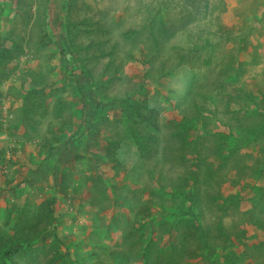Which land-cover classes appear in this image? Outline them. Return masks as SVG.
<instances>
[{
    "label": "rangeland",
    "instance_id": "rangeland-1",
    "mask_svg": "<svg viewBox=\"0 0 264 264\" xmlns=\"http://www.w3.org/2000/svg\"><path fill=\"white\" fill-rule=\"evenodd\" d=\"M156 2L157 0H74L70 4V0H0V26L3 33L4 31L11 32L13 27L23 26L25 18L24 16H19V13L29 8L32 16L26 22L31 20V24L28 25V29L24 30L29 34V37L37 36L39 29L35 30L34 28L40 8L48 7L46 20H48L50 37H53V34L56 33L57 38L55 41H58V38H64L66 32L63 22H70L74 44L73 54L65 56L56 42L50 43L47 49L41 51V54H46L42 58H48L47 55L50 54V59L47 63H40L39 60L33 58L30 55L34 54L33 48L30 49L27 46L26 56L24 60L22 59L19 67L16 68L17 74L15 72L12 78L0 85V105L2 103L1 100L7 101L5 99L7 87L4 84L9 87H16L17 85L14 86V84H16L15 81L19 80L17 76L21 75L20 69L23 66L27 65V67L33 68V71L28 72L27 69L24 71L28 81L26 87L29 89L30 81H32L34 75L41 74L51 85V81L63 79L65 76L75 73L70 70L71 65H75L74 59L88 58L89 66L94 67L96 73L104 71L102 80L111 79V81L108 89L104 86V90L101 92L103 95L99 97L100 100L105 101V105L100 106L90 103L85 110H82L80 102L77 101L75 103L76 126L83 121L81 116L85 115L86 112L96 118L108 115L110 120L120 119V116L114 114V111L122 110L121 107L129 104L130 101H144L147 103L148 105L144 104L145 113L150 115L151 121L154 123L156 121L160 131V135H158L159 152L155 157L160 159L159 162L161 161L160 165L163 168V172H166L170 176L169 180L173 182L180 180L183 183L187 178L191 180L190 183L193 185V189L198 190L196 200L198 204L193 206V211L201 213L199 217L201 223L212 226L219 217H222L224 226L230 228V231H227V235L230 236L231 240L227 243V246L229 245L231 252L223 250L222 252H214V250L208 252L209 255H213L211 259H207L208 262L212 261L214 262L213 264H264V111L262 114H258L259 116L253 115V117L248 119L251 121L250 123L260 120L258 128L247 135H245V130L237 129L240 126L239 114L234 112L236 108L232 107L233 105L227 108L224 102V92L228 93L230 87L225 88L221 85V75H219L216 67L196 68V71H192L190 74L189 71L194 66L183 59L182 53L179 51L181 46H190L189 41H181L180 36H169L166 38L160 35H157L156 41L152 40V35H155L156 32H152L151 26L148 24L149 11L146 10V6L155 5ZM196 3L199 4V0H196ZM84 20H87V23L93 22L94 25H84L82 23ZM138 30H141L139 34H142L141 36L136 34ZM16 37L27 38L24 35H16ZM222 37L224 36L221 35ZM248 42L256 43V41ZM228 43L227 41L224 45L225 52L233 44L236 45L235 47L239 46L241 41ZM23 45H25V42ZM111 55L115 60L113 61L114 66L110 64L112 68L106 69L111 60ZM91 57L94 58L90 59ZM13 64L15 66L16 62H13ZM79 64L80 62L77 63L78 66ZM116 65H120L119 71H117ZM162 66H168V68L172 66V69L178 71V74L174 78L159 79V75L162 76L161 71H164ZM66 67L68 68V73L65 72ZM261 69H264V65L258 71H262ZM254 70L255 67L249 64L245 66L244 73L240 77H236L237 74L234 73L237 81L233 87L245 85L250 89L248 90V96L243 97L241 104L237 106V109H241L243 116L246 114L245 109L254 104L251 101L253 97H256V108L259 107L258 109L264 110V100L258 99L262 95L257 92L254 86L258 85L255 81ZM77 71L78 73L80 72V70ZM116 71L118 73H115ZM26 72L28 73L26 74ZM113 73H115L114 77ZM147 77H150V83H148ZM256 80L258 81V79ZM79 81L81 89H85L86 81L84 82L82 79ZM77 85L79 83L74 78L68 81L67 87L69 92L71 91V96L78 91ZM59 87L61 89V83ZM48 89L45 93L48 95L49 114L36 127L31 126L28 129L24 124L19 126L20 145L27 143L30 139L39 142L44 137L55 136L57 129L61 127V122L67 118L68 114L62 111H60L62 115L57 116L61 107H58L56 101L50 97L53 89L50 87ZM135 90H138L139 93L133 94L132 91ZM69 92H65L63 96L69 97ZM109 96L110 99L129 97V100L124 104L109 105L107 104ZM170 97L171 100L168 102L167 99ZM11 101L14 104L12 109H17L20 106L16 101L12 99ZM193 101H198L201 104L199 109L205 119L198 118L196 113V119L191 115L192 111L187 108H190ZM177 102L179 103L178 106H174ZM7 103L9 106L10 103ZM94 106L98 107L94 109ZM0 115H4L1 108ZM2 120V117H0V122L6 128L8 119L4 118L6 123ZM108 124L110 125L111 122H108ZM177 124H179V127L176 126ZM118 126L114 124L112 127L116 131H120ZM173 126L186 133L185 143L189 146L188 148H183L181 140L172 135L173 132H176ZM102 130L100 135L102 138L100 140L105 145L109 141L112 132L108 126L107 128L102 126ZM227 132L230 135L222 136V133L227 134ZM8 139L7 133H0V143H4ZM82 145V142H77L75 146L76 152L80 155H86L89 157L87 159L95 162L93 153L97 154L100 150L99 147L91 145L88 149H85ZM217 146L222 147L224 150V156L227 157L226 161L217 155ZM132 149L135 148L133 147ZM198 149L203 152V158L208 157L209 159L205 163H200V168L194 166L197 162ZM71 151L73 152V148L69 147L63 153V156L70 157ZM130 156H133V152L130 153ZM10 157L11 155L8 154L7 159H10ZM69 159L63 161V165L66 168L75 166L83 169L85 173H89L87 175H92V179L99 176L110 185L115 182V184H127L132 188H137L141 195V200L148 202L149 186L136 185L137 183L129 178L127 172L121 170L117 174L116 170L104 164L101 165V169H93L89 167L87 159L83 160V164H85L83 166L78 161H75L74 158H71L72 161L70 162ZM38 160L42 162L40 159ZM210 166L218 171L213 179L204 174L206 168ZM157 169L160 170L159 167ZM14 171L15 175H19L22 180L26 177V167H16ZM44 171L45 168H40L38 175L44 176ZM5 172L6 170L0 172V184L3 181L1 173ZM83 177L77 175L75 178L76 183L69 181L68 187H70V190L74 189L75 186L81 187ZM68 178L72 179L71 176H68ZM61 179L60 176V179L56 182L52 178L41 177L39 181L45 180L46 182V188L43 191H38L34 189V186L26 183L21 184L18 189H26L27 198L33 200L36 205H41L49 199H55L52 206L55 215L60 220L65 218L64 221L68 220V224L73 227L72 231H70L65 228V222H60L59 220L55 223L58 226L59 234H63L66 239H73L74 242L84 240L83 242L89 243L91 239H99L98 242L102 246H106L107 249L109 247L117 249L118 242L122 241L125 224L121 223L120 230L115 232L113 234L114 237L112 236L113 238L110 239L105 229L101 231V235L98 238L91 230L100 229L98 225L103 224V219H107V222L111 223L118 216L127 219L126 206L128 205H134L137 209H140V206L133 199L131 201L126 199L125 202L119 200L113 194L114 190L110 188L108 195L111 208L109 211L102 213L101 218L94 223L87 214L89 210L94 212V209L89 204L93 196L86 190L84 194L80 195L78 192L75 196L68 198L62 193L60 187ZM197 180L199 181L198 183L196 182ZM20 181L17 180L16 182ZM91 185L92 183H89L87 187L90 189ZM3 203L4 206H2ZM188 203L189 201L185 197H180V202L169 203L165 211L187 212ZM0 206H2L1 209H5V201L1 197ZM95 209L98 208L95 207ZM151 210L157 213L158 208L153 206ZM162 211V207H160L157 213V216H161L162 219H156L149 223L150 218H146L139 228L140 231L149 233V237L144 238L137 250L141 251L144 249L150 252L149 249H152L154 251L150 253H152L151 259H155V261L147 262V264H159L155 256L156 249L168 254L170 260L166 264H173L175 260L181 261L182 249L186 247V243L199 244L198 238L204 232L200 228L201 224H198L197 221L190 226L191 229L186 236H184L182 224L178 222H172L164 227L165 219L174 220L168 217L169 214H163ZM70 215L76 216V221ZM83 226L86 227V231H84ZM166 228L174 231V238L172 241L173 246H168L164 249L161 245V239L164 238V241H168L165 239L170 237L165 234ZM150 230L151 232H149ZM240 231L243 232L240 233ZM150 234L153 235L154 240L159 239V248L156 247L155 243L151 242ZM206 237L210 236L207 235ZM244 237L245 239H243ZM213 243H215L214 240L212 241ZM80 246L86 247L84 244H80ZM216 249L219 248L217 247ZM85 250L91 249L86 247ZM198 251L199 249L197 248ZM188 252L187 248L183 252L184 257H188ZM228 257H231V259H228ZM207 260H203V257L200 256L198 259L189 260L188 264H205ZM110 262L112 261L108 259L107 264ZM145 262L146 260L139 258L135 264H145Z\"/></svg>",
    "mask_w": 264,
    "mask_h": 264
},
{
    "label": "trees",
    "instance_id": "trees-1",
    "mask_svg": "<svg viewBox=\"0 0 264 264\" xmlns=\"http://www.w3.org/2000/svg\"><path fill=\"white\" fill-rule=\"evenodd\" d=\"M73 1L70 0V4ZM197 4L195 0H157L155 5H147L146 10L149 11V16L147 17L148 24L151 26L152 32H156L155 35H152V40L156 41L157 35H160L166 38L169 36H180L181 41H189L190 46L184 45L179 47L182 58L194 66L190 69L189 73H192V71L195 72L196 68L216 67L219 75H221V85L225 88L230 87L228 93L224 92V102L227 108L231 105L236 108L234 112H238L240 118V126L237 129L245 130V135H247L252 130L258 128L261 122L257 120L250 123L251 121L248 119L253 117V115L262 114L264 110L258 109L259 107L256 108V97H253L251 101L254 104L245 109L246 114L243 116L241 109H237V106L241 104L243 97L248 96V90L250 89L245 85H238L236 87H233V85L237 81L236 77H240L244 73L245 66L250 64L252 67H257L264 64V60L262 59V55L256 53L254 43L248 41H241L239 46H233L229 51L226 50L225 52L221 43L216 41L219 30H212L210 26V29L208 28L209 23L206 22L207 15L204 13L203 16H200L197 13ZM252 5L256 7L255 3ZM47 10H49L48 7L40 8L38 20L34 28L35 30L39 29L37 36L29 37V34L24 30L28 29V25L31 24V20L26 22L32 16L29 8L19 13V16H24L25 18L23 26L13 27L11 32L4 31V33L0 26V85L12 78V75L17 71L16 68L19 67L22 59L24 60L26 56L27 46L30 49L33 48L34 54L30 55L39 60L40 63H47L49 61L50 54L47 55L48 58H42L46 54H41V51L47 49L50 43L56 42L61 48L60 51L65 56H69L71 53L73 54L72 25H70V22L65 23L64 21L63 26L66 35L64 38L61 37L60 39L58 38V41H55L57 34L54 33L53 37L49 35L50 29L48 20H46ZM87 20H84L82 23L84 25L89 24V26L94 25L93 22L87 23ZM140 31L138 30L136 34L139 35ZM16 35H24L27 38H17ZM24 42L25 45H23ZM228 42V44H231L234 41ZM92 58L94 57L90 59ZM113 61L115 60L112 56L106 69L112 68L110 64L114 66ZM13 62H16L15 66ZM78 62H80L79 66L77 65ZM74 64V66L71 65L70 70L75 73L67 75L63 79L51 81V85L41 74L34 75L32 81H30L29 89L26 87L28 81L24 71L26 69L28 72L33 71V68L25 65L20 69L21 75L17 76L19 80L15 81L16 84H14V86L17 85L16 87H18L19 92L8 95L12 100L20 104V106L17 109L13 108L9 111L12 114V118L8 121L6 128L0 122V133L5 132L9 136L8 141L0 143V172L6 170L2 174L3 181L0 184V197L5 200V209H1L2 207H0V264H20L21 262H27L28 264H107L108 259L112 261L109 264H135L139 258L146 260L145 264L147 262H154L155 259H151L152 253H150L153 251L152 249H149L150 252L144 249L141 251L137 250L144 238L149 237V233H144L139 228L146 218H150L149 223L156 219H162L161 216H157L160 207H162L163 214H169L168 217L174 220L169 221L165 219L164 227L172 222H178L182 224L184 228V232H182L186 236L191 229L190 226L194 225L195 221H197L198 224H201V230H204L198 238L199 244L186 243L185 246L189 251L187 253L188 257H184L183 254L187 249L185 247L182 249V260H175L173 264H188L190 262L189 260L198 259L200 256L203 257V260H209L213 255H209L208 252L213 250L214 252H222V250L231 252L229 245L227 246V243L231 240L230 236L227 235V231H230V228L224 226L222 217H219L215 221V224L210 226L201 223L199 220L201 216L200 212L193 211V206L198 204L196 203L198 190L193 189V185L190 183L191 180L187 178L183 183L180 180L173 182L169 180L170 176L166 172H163V168L160 165L161 161L159 162L160 159L155 157L159 152L158 135H160V131L156 121L154 123L151 121L152 118L150 115H146V108L143 107L139 100V102L130 101L129 104L121 107L122 110H115L114 114L119 115L120 119L110 120L108 115L96 118L86 112L85 115L81 116L83 121L76 126L75 103L79 101L82 110H85L86 106L90 103L100 106L105 105V101L100 100L99 97L103 95L101 92L104 90V86L108 89L111 79L103 81L104 71L96 73L95 68L89 66L88 58H76L74 59ZM10 65L11 67H9ZM120 65H116L117 71H119ZM65 69V72L68 73V68L66 67ZM162 69L164 71H161L162 76L159 75V79L174 78L178 74V71H174L172 66L169 68L165 66ZM77 70H80V72L78 73ZM117 71L115 73H118ZM115 73H113V77ZM234 73L237 74L236 77ZM262 75L263 77L258 79L259 83L256 90L262 95L258 99L264 100V72ZM72 78L79 83L77 85L79 92L77 91L71 96V91L69 92L67 83ZM80 79L84 82L86 81L84 91L80 87ZM147 81L150 83V77H147ZM60 83L61 89L59 87ZM49 87L53 89L50 97L56 101L58 107H61L59 108L57 116L62 115L60 111L67 113L68 116L61 122V127L57 129L55 136L44 137L39 142L30 139L27 143L20 145L19 126L24 124L28 129L31 126L36 127L49 114V106L47 105L48 95L45 93L49 90ZM67 91L69 92V97H64L63 94ZM132 93L137 94L139 91L135 90ZM127 100H129V97L110 99L109 96L107 104L112 105L117 103L120 105L121 103L124 104L127 102ZM170 100L171 97L167 99L168 102ZM178 104L177 102L174 106H178ZM95 107L97 108L98 106H94V109ZM199 107L201 108V104L198 101H193L190 108L187 109L192 111L191 115L195 119L196 114H198V118L203 120L205 117L201 114ZM202 120L199 121L203 122ZM108 122H111V124L109 125ZM114 124L116 126L120 125L118 126L120 127V131H116L112 127ZM102 126H106V128L108 126L112 132L109 141L105 145L100 140L102 138L100 136L103 131ZM176 126L179 127V124ZM173 127L176 129V132H173L172 135L181 140L183 148H188L189 146L185 143L187 138L186 133L181 132L175 126ZM228 134L230 135L228 132L227 134L222 133V136H228ZM77 142H82V147L85 149H88L91 145L97 148L99 147L101 151L98 149L97 154L93 153L95 162L87 159L89 157L86 155H80L76 152L75 146ZM69 147L73 148V152H70V157L63 156V153ZM133 147L135 149H132ZM131 152H133V156H130ZM216 153L225 161L227 160L222 147L217 146ZM8 154L11 155L10 159H7ZM68 158H70L69 162L72 161L71 158H74L82 166L85 165L83 164V160L87 159L89 167L93 169H99L104 164L116 170L117 174L121 170L127 172L129 178L137 183L136 185L149 186L148 202L141 200V195L137 188H132L127 184H115L113 181L110 185L99 176L98 178L95 177L92 179V175H87L89 173H85L83 169L76 168L75 166H68L66 168L63 165V161ZM196 159L197 162L194 166L197 168H200V163H205L209 160L208 157L203 158V152L199 149ZM16 167H26V177L23 180L19 178V175H15L14 169ZM40 168H45L44 176L38 175ZM217 173L218 171L211 166L206 168L204 172V174L212 179ZM77 175L84 176L81 181L82 185L81 187L75 186L74 189L70 190V187H68L69 181L76 183L75 178ZM60 176L62 178L60 181L62 193L68 198L75 196L78 192L80 195L84 194L86 190L93 196L89 204L94 209V212L89 210L87 214L94 223L101 218L102 213L109 211L111 208L110 197L108 195L110 188L114 190L113 194L119 200L125 202L126 199L130 201L133 199L140 206V209H137L134 205H128L126 206L128 213L127 219L118 216L115 217L113 223L107 222V219H103V224L98 225L100 229L91 230L98 238L101 235V231L105 229L110 239L114 237L113 234L115 232L120 230V224H125L123 227L125 231L122 236V241L118 242L117 249L110 247L107 249L106 246H102L98 242L99 239H91L90 243L80 242V244H84L87 248L91 249L85 250L86 247L80 246L79 242H74L73 239H66L63 234H59L58 226L55 224L60 220L52 208L55 199H49L41 205H36L33 200L27 198L26 189H18L21 186V182H16L20 179L22 182L34 186V189L43 191L46 188V182L45 180L39 181L41 177L47 179L52 178L58 182ZM68 176H71L72 179H69ZM196 182L198 183L199 181L197 180ZM17 183L18 185H16ZM89 183H92L90 189L87 187ZM5 194H9L10 196ZM180 197H185L189 201L187 212L181 213L177 210L166 212L167 205L171 202H180ZM153 206L158 208L157 213L151 210ZM95 207L98 209H95ZM39 210H41L40 215ZM70 216L76 221V216ZM64 220L65 218H62L60 222H65V228L72 231V225L68 224V220ZM83 229L84 231L87 230L85 226H83ZM165 232L170 237L165 239L168 241L160 238L161 245L164 249L168 246H173L172 241L174 238L173 230L166 228ZM242 232L240 231V233ZM207 235L210 237H206ZM150 237L151 242L155 243L156 247L159 248V239L154 240L151 234ZM213 240L215 243L212 244ZM187 241L189 240L187 239ZM50 242L52 243L49 245ZM217 247L219 249H216ZM62 248H64V251L61 250ZM197 248L199 249L198 252ZM48 250L50 251V257L47 254ZM155 256L159 264H162L164 261L166 262L163 264H166L170 260L167 253L164 251L160 252L157 249ZM228 259H231V257H228ZM208 260L205 261V264L214 263L212 261L208 262Z\"/></svg>",
    "mask_w": 264,
    "mask_h": 264
},
{
    "label": "crops",
    "instance_id": "crops-1",
    "mask_svg": "<svg viewBox=\"0 0 264 264\" xmlns=\"http://www.w3.org/2000/svg\"><path fill=\"white\" fill-rule=\"evenodd\" d=\"M253 3L256 7L252 5ZM197 8L200 16L206 13L208 28L219 30L216 41L223 47L227 41H256L254 43L256 53L262 55L264 60V0H199ZM220 34L224 37L221 38ZM233 46L236 45L233 44L231 47ZM231 47L227 50L229 51ZM263 65L255 67L256 83H259L256 79L263 77L264 69L258 71ZM4 86L7 87L6 92L9 95L19 92L17 87L5 84ZM254 86L257 88L258 85Z\"/></svg>",
    "mask_w": 264,
    "mask_h": 264
},
{
    "label": "clouds",
    "instance_id": "clouds-1",
    "mask_svg": "<svg viewBox=\"0 0 264 264\" xmlns=\"http://www.w3.org/2000/svg\"><path fill=\"white\" fill-rule=\"evenodd\" d=\"M9 94L8 93H6V95H5V99H7V101L6 100H1V105H0V108H1V110H2V113L4 114V115H0V117H2V121L3 122H5L4 121V118H6V120L8 119V121L10 120V118H12V114L9 112L11 109H12V107L14 106V104L12 103V101H11V98L8 96ZM7 102H9L10 104H9V106H8V103ZM7 104V105H6ZM141 104L143 105V107H144V104H147V103H145L144 101H141ZM148 105V104H147ZM6 123V122H5ZM8 123V122H7ZM7 125V124H6ZM2 172V171H1ZM1 174H3V173H1ZM20 180V179H19ZM20 182H22V181H20ZM24 182H22L21 184H23ZM4 186V185H3ZM3 186H1V187H3ZM1 195V194H0ZM7 196H10L9 194H7ZM4 199V198H3ZM5 201V200H4ZM2 206H4V203H3V205ZM2 206H0V207H2ZM49 229H50V227H49ZM61 235V234H60ZM81 241H84V240H81ZM80 241V242H81ZM80 242H79V244H80ZM50 243H52V242H50ZM50 243H49V245H50ZM61 250H64V248L63 249H61ZM47 254H48V257H50V251L48 250L47 251ZM20 264H28L27 262H21ZM30 264H35V263H30Z\"/></svg>",
    "mask_w": 264,
    "mask_h": 264
}]
</instances>
